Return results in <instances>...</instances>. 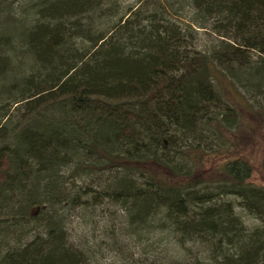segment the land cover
<instances>
[{
    "label": "trees",
    "instance_id": "obj_1",
    "mask_svg": "<svg viewBox=\"0 0 264 264\" xmlns=\"http://www.w3.org/2000/svg\"><path fill=\"white\" fill-rule=\"evenodd\" d=\"M115 254L264 264V0H0V264Z\"/></svg>",
    "mask_w": 264,
    "mask_h": 264
},
{
    "label": "rangeland",
    "instance_id": "obj_2",
    "mask_svg": "<svg viewBox=\"0 0 264 264\" xmlns=\"http://www.w3.org/2000/svg\"><path fill=\"white\" fill-rule=\"evenodd\" d=\"M138 0H123L124 4L125 5H132L134 3H136ZM199 32V38L203 41V43H206V44H210L213 40V36L210 35L209 31L208 30H205V29H198ZM262 136V135H261ZM253 179H257L258 181L260 180V175L259 173L255 170L254 173H253ZM94 220V219H92ZM250 222V224H255V222H252L250 220H248ZM94 223V222H93ZM90 225L88 228L86 227L85 230L88 234H91L92 233V230L96 229V227L93 225V224H88ZM95 232H97V229L95 230ZM100 234L98 235V237L96 238L97 241H99V239H102L105 241V239H103V234L101 235V232H99ZM75 238H78L77 236H75ZM107 240V239H106ZM95 240H93V243L92 244H95L94 243ZM139 248V247H138ZM130 250L132 251V249L130 248ZM129 252V250H128ZM158 254H160V252H156ZM124 255V257L126 256V252L122 253ZM116 256H100L99 257V263L98 264H122V262H120V257L115 254ZM122 256V255H121ZM103 258V259H101ZM115 259V260H114Z\"/></svg>",
    "mask_w": 264,
    "mask_h": 264
}]
</instances>
